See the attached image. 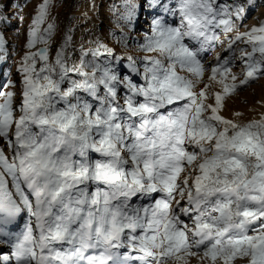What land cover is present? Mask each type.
<instances>
[{"label":"snow or ice","instance_id":"6c2138e0","mask_svg":"<svg viewBox=\"0 0 264 264\" xmlns=\"http://www.w3.org/2000/svg\"><path fill=\"white\" fill-rule=\"evenodd\" d=\"M251 3L142 0L153 19L138 47L154 55L128 56L123 72L103 43L73 67L63 48L51 64L47 48L25 54L18 117L15 93L0 92V138L11 149H0V244L11 246L0 264H264V115L220 114L225 96L264 75V21L228 43V52L237 42L251 49H240L238 84L229 56L208 77L221 92L203 79L216 30L237 29ZM126 7L131 23L136 4ZM46 15L47 0L29 49L46 43ZM24 212L23 231L8 230Z\"/></svg>","mask_w":264,"mask_h":264},{"label":"rangeland","instance_id":"374dc122","mask_svg":"<svg viewBox=\"0 0 264 264\" xmlns=\"http://www.w3.org/2000/svg\"><path fill=\"white\" fill-rule=\"evenodd\" d=\"M141 2L142 0H47V15L44 23L40 25L41 34L44 35L46 43L37 41L29 49L26 47L28 32L38 7L44 4L45 0H0V39L3 40V51H0V56L3 57L0 59V92L15 93L12 98L14 115L16 117L20 115L19 104L23 89V76L18 68L22 65L25 54L29 52H38L47 48L48 63L51 64L54 63L56 52L63 48L67 66L73 67L80 65L82 56L86 61L92 60L91 50L95 49L98 43H103L113 49L116 57L123 58L119 65L122 72L127 71L123 65L128 63L126 59L128 56L139 58L142 61L144 56L154 55L142 52L138 47L139 44L145 42L146 36H151V21L153 19L150 14L151 9L140 7ZM219 2L223 3L225 0H219ZM227 2L231 3L232 0H227ZM131 4H136V9L134 19L129 23L123 17L129 10L126 6ZM13 16L16 17L12 18ZM261 21H264V0H252L247 18L242 24L237 22L239 25L237 29L231 33H224L221 29L216 30L220 39L215 41L203 54V62L208 69L203 79L205 83L211 84L210 91L212 93L221 92L223 87L218 82L219 77H217V81H208L211 66L215 64V58L218 55L234 57L231 63V72L238 77L235 83L238 84L239 80L243 79L244 65L239 59L240 49L245 48L250 51V47L237 42V46L232 52H228L226 49L236 31H246ZM49 24H52L53 28L50 33L45 34L43 30ZM122 37L125 38L123 42ZM84 53H88V55L84 56ZM105 58L106 54L98 57L97 60L102 61ZM42 63L37 57V69ZM137 66L142 72V63H138ZM181 73V75L186 74ZM136 79L139 78L136 77ZM9 82H11V86H7ZM232 82L230 77L225 79V83ZM201 86L203 87L202 84ZM2 102L3 97H0V103ZM209 102L214 103V99L210 98ZM262 106H264V75L225 96L220 114L228 119L247 123L253 119H260L264 115ZM234 113H241V115L234 116ZM0 149L4 150L6 156L11 157V149L2 138H0ZM23 217L24 226L28 215ZM13 229L18 231L17 226H13ZM4 245L0 244V249L4 253H10L6 248L11 246ZM170 261L172 264L176 262L174 259ZM204 264H208V262L204 261ZM233 264H246V260L238 257Z\"/></svg>","mask_w":264,"mask_h":264},{"label":"bare ground","instance_id":"6f19581e","mask_svg":"<svg viewBox=\"0 0 264 264\" xmlns=\"http://www.w3.org/2000/svg\"><path fill=\"white\" fill-rule=\"evenodd\" d=\"M200 87H202V86H201V85H198L197 89L199 90ZM261 109H264V106H262ZM26 214H27V212L22 213L21 215H26ZM22 225H23V221H22V219H21V221H20V219H19V217H18V218H17V221H16L13 225H9V226H8V230H10V231H12V232H14V233H15V232L20 233V232H22L23 229H24V226H22ZM13 226H17L18 231H15V230L13 229ZM19 226H21V227L19 228ZM6 249H8L9 252L11 251V247H10V248H6ZM174 261H175V260H174ZM174 261H173V262H174ZM199 263H200V261L197 260L196 258H188V264H199ZM167 264H172V263H171V261L169 260V261H167ZM174 264H176V262H175Z\"/></svg>","mask_w":264,"mask_h":264},{"label":"trees","instance_id":"16d2710c","mask_svg":"<svg viewBox=\"0 0 264 264\" xmlns=\"http://www.w3.org/2000/svg\"><path fill=\"white\" fill-rule=\"evenodd\" d=\"M48 1H53V0H48Z\"/></svg>","mask_w":264,"mask_h":264}]
</instances>
